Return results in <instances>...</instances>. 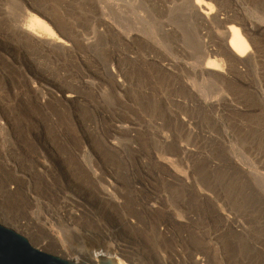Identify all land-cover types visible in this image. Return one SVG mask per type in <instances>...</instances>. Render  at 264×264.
<instances>
[{"label": "rangeland", "instance_id": "1", "mask_svg": "<svg viewBox=\"0 0 264 264\" xmlns=\"http://www.w3.org/2000/svg\"><path fill=\"white\" fill-rule=\"evenodd\" d=\"M219 1L256 51L210 76L186 0H0L1 226L74 263L264 264V0Z\"/></svg>", "mask_w": 264, "mask_h": 264}, {"label": "bare ground", "instance_id": "2", "mask_svg": "<svg viewBox=\"0 0 264 264\" xmlns=\"http://www.w3.org/2000/svg\"><path fill=\"white\" fill-rule=\"evenodd\" d=\"M210 1L214 2L215 6L205 0H186L190 12L197 20L199 26L202 27L201 35H205V31H207L215 37L212 45L202 44L200 57L203 60V69L207 72L206 74L210 76H219L220 70L216 62L218 56L223 55L229 62L232 61L235 64L246 65L254 57L256 42L254 39L253 26H251L247 20L244 18L239 20L235 19L234 11H223L220 7L219 0ZM221 12H224V17L222 18ZM35 30L37 33L48 36L52 43L64 44L61 40L54 39L55 35L47 24L36 16H31L25 27V31L33 35L32 32ZM34 37L39 40L38 35L35 34ZM68 98H72V96H68ZM59 231L65 236L62 229L59 228ZM122 253H124L122 249L110 248L109 250H83L78 252L77 255L85 254L96 264L98 263V258L114 259L117 261V264H127L119 258ZM194 263L195 262H193V264Z\"/></svg>", "mask_w": 264, "mask_h": 264}, {"label": "water", "instance_id": "3", "mask_svg": "<svg viewBox=\"0 0 264 264\" xmlns=\"http://www.w3.org/2000/svg\"><path fill=\"white\" fill-rule=\"evenodd\" d=\"M0 264H85L46 254L30 245L16 232L0 225ZM98 264H117L114 259L98 258Z\"/></svg>", "mask_w": 264, "mask_h": 264}]
</instances>
